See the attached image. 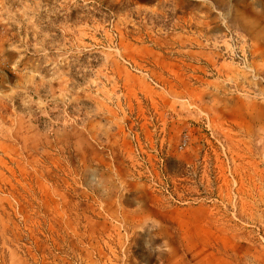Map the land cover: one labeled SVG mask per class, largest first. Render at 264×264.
<instances>
[{
    "label": "rangeland",
    "instance_id": "374dc122",
    "mask_svg": "<svg viewBox=\"0 0 264 264\" xmlns=\"http://www.w3.org/2000/svg\"><path fill=\"white\" fill-rule=\"evenodd\" d=\"M0 0V264H264V0Z\"/></svg>",
    "mask_w": 264,
    "mask_h": 264
},
{
    "label": "crops",
    "instance_id": "0c3cea01",
    "mask_svg": "<svg viewBox=\"0 0 264 264\" xmlns=\"http://www.w3.org/2000/svg\"><path fill=\"white\" fill-rule=\"evenodd\" d=\"M254 4V1L253 0H250L249 2H248V6H251V5H253ZM261 26H262V28H263V31H262V33L260 34V36H259V40H260V42L262 43V44H264V19H263V23L261 24Z\"/></svg>",
    "mask_w": 264,
    "mask_h": 264
}]
</instances>
